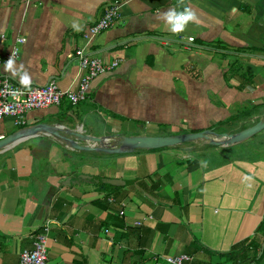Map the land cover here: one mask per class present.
I'll return each instance as SVG.
<instances>
[{"label":"crops","instance_id":"obj_1","mask_svg":"<svg viewBox=\"0 0 264 264\" xmlns=\"http://www.w3.org/2000/svg\"><path fill=\"white\" fill-rule=\"evenodd\" d=\"M112 1L0 0V58L23 38L15 61L31 87L74 88L76 49L117 61L84 101L28 111L24 127L96 137L221 134L262 118L264 0H185L199 22L180 34L157 19L182 10L178 0H120L113 24L87 34ZM3 75L21 86L0 66ZM18 129L6 118L0 136ZM259 137L123 154L76 151L42 135L21 140L0 152V264H17L37 233L46 234L45 264H166L179 254L189 264H254L264 237L256 233L264 215ZM94 178L128 183L109 188Z\"/></svg>","mask_w":264,"mask_h":264},{"label":"built area","instance_id":"obj_2","mask_svg":"<svg viewBox=\"0 0 264 264\" xmlns=\"http://www.w3.org/2000/svg\"><path fill=\"white\" fill-rule=\"evenodd\" d=\"M119 8L120 0L112 1L103 9L97 22L87 29V34L96 35L109 28L118 17ZM85 36L86 34H83V37ZM23 41L21 37L14 39L6 56L0 58L1 67H4L11 56L14 59L18 57V46ZM191 41L192 38L187 39V42ZM72 57L76 70L74 88L60 90L54 82H49L40 87H31L29 90L11 82L6 75L0 77V123L8 118L15 127L23 128L24 114L28 111L58 107L64 102L71 106L77 105L87 98L90 83L96 76L111 71L117 66L116 60L105 63L86 54L82 49H76ZM138 224L135 223L136 226ZM163 259L166 264H189L192 260L186 254L168 256ZM45 262L46 234L37 233L32 237L31 249L22 250L18 254L17 264H45Z\"/></svg>","mask_w":264,"mask_h":264},{"label":"water","instance_id":"obj_3","mask_svg":"<svg viewBox=\"0 0 264 264\" xmlns=\"http://www.w3.org/2000/svg\"><path fill=\"white\" fill-rule=\"evenodd\" d=\"M264 129V114L262 118L235 133L216 134L212 130H202L199 132L174 134V135H135V136H90L77 131L74 127L71 130L64 129L60 125L35 124L24 127L15 132L3 136L0 139V152L5 151L21 140L32 136L42 135L56 140L58 143L82 152H97L103 154H123L136 150H157L180 146L189 143L204 142L209 146L230 147L254 136ZM106 141H112L108 146ZM190 149V148H186ZM85 179L88 177L82 176ZM96 183L120 187L128 182L114 179H92ZM69 182V180H68ZM264 247V237L259 255Z\"/></svg>","mask_w":264,"mask_h":264},{"label":"clouds","instance_id":"obj_4","mask_svg":"<svg viewBox=\"0 0 264 264\" xmlns=\"http://www.w3.org/2000/svg\"><path fill=\"white\" fill-rule=\"evenodd\" d=\"M185 5V0H178V6ZM157 19L167 25L168 30L173 34L184 32L189 23H198V16L193 7L185 5L182 10H177V7L168 8L158 14ZM73 28L77 31L82 30V26L74 23ZM4 71L11 73L13 77H19V83L22 87L29 89L32 84V77L25 69L23 64L17 66L15 59L11 56L4 64ZM245 179H248L245 177Z\"/></svg>","mask_w":264,"mask_h":264},{"label":"trees","instance_id":"obj_5","mask_svg":"<svg viewBox=\"0 0 264 264\" xmlns=\"http://www.w3.org/2000/svg\"><path fill=\"white\" fill-rule=\"evenodd\" d=\"M164 149V148H162ZM100 186H103V187H109L111 188V186H108V185H104V184H100L98 183ZM256 233H258L259 235H261L263 237L264 235V215L262 217V220L261 222L258 224L257 228H256ZM263 251H264V247L260 253V255L257 257V255L255 254L254 257L252 258L251 262H253L254 264H256L258 261L261 260V257L263 255Z\"/></svg>","mask_w":264,"mask_h":264},{"label":"rangeland","instance_id":"obj_6","mask_svg":"<svg viewBox=\"0 0 264 264\" xmlns=\"http://www.w3.org/2000/svg\"><path fill=\"white\" fill-rule=\"evenodd\" d=\"M260 136V137H259ZM264 136V129L263 130H261L259 133H257V134H255L254 135V138L253 139H251L252 141V143H254V144H258L259 143V141H258V137L259 138H261V137H263ZM263 144H264V142H263ZM254 146H256V145H254ZM258 149H261V147H260V145L257 147ZM261 152H263V151H259V153H258V157L261 155ZM246 155H250L249 153L248 154H246ZM250 157H255L253 154L252 155H250ZM259 256V253H258V255H257V257ZM263 261H264V251H263V255H262V257H261V260L260 261H258L257 262V264H263Z\"/></svg>","mask_w":264,"mask_h":264},{"label":"bare ground","instance_id":"obj_7","mask_svg":"<svg viewBox=\"0 0 264 264\" xmlns=\"http://www.w3.org/2000/svg\"><path fill=\"white\" fill-rule=\"evenodd\" d=\"M106 144H107L108 146H111V145L113 144V142H112V141H106Z\"/></svg>","mask_w":264,"mask_h":264}]
</instances>
